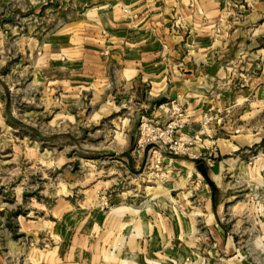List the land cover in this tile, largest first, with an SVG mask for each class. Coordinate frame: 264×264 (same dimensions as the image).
Instances as JSON below:
<instances>
[{
    "label": "crops",
    "instance_id": "1",
    "mask_svg": "<svg viewBox=\"0 0 264 264\" xmlns=\"http://www.w3.org/2000/svg\"><path fill=\"white\" fill-rule=\"evenodd\" d=\"M61 2L67 5L65 23L44 34L40 47L49 92L60 96L61 123L68 106L79 107L82 100L93 109L95 126L124 111L142 112L160 124L180 107L187 116L177 137L191 141L197 157L213 154L212 164L200 163L211 184L195 160L174 159L170 180L148 190L140 206L119 202L106 215L100 210L96 218L78 221L62 200L56 221L30 223L36 239H45L41 228L49 230L48 249L9 238L8 254L22 256L26 264H139L158 249L183 257L206 235L221 251L237 252L233 237L239 230H226L222 220L235 199L228 178L253 179L241 150L264 142V0H56L55 5ZM209 109L230 111L232 120L201 129L199 115ZM116 118L108 144L123 161L122 173L131 175L142 166L145 150L133 147V116ZM192 202L196 206L186 213ZM262 203L251 216L245 200L236 202L231 215L258 219L254 227L264 234ZM18 222V232H24L27 226ZM237 257L230 263L246 264Z\"/></svg>",
    "mask_w": 264,
    "mask_h": 264
},
{
    "label": "rangeland",
    "instance_id": "2",
    "mask_svg": "<svg viewBox=\"0 0 264 264\" xmlns=\"http://www.w3.org/2000/svg\"><path fill=\"white\" fill-rule=\"evenodd\" d=\"M55 3L56 0H0V264H26L22 256L8 254L5 240L9 238L19 239L28 247L48 249L49 230L41 228L39 233L45 239H36L38 235L30 223L56 221V206L62 200L73 207L76 220L96 218L98 211L108 213L119 202L140 206L149 198L148 190L170 180L174 159L188 157L199 164L204 161L212 164L215 160L213 154L206 157L192 154V142L179 140L177 133L169 140L163 139L166 144L160 140L138 142L141 124L147 118L142 112L136 116L124 111L102 119L95 126L93 109L87 105L88 101L82 100L79 107L68 106L69 116L62 124L57 114L60 96L49 92V77L41 70L43 35L65 23L63 7L67 5ZM29 37H33V47L27 49ZM181 112L186 119V110ZM229 114L227 110L203 111L199 115L201 129L220 128L224 120H232ZM116 116L122 119L133 116V147L145 150L142 166L131 175L122 173L123 161L108 144L116 130L111 123L112 118L118 119ZM241 151L253 179L245 183L236 176L228 178L236 190L235 199L226 205V217L222 220L226 230L238 228L233 243L239 250L221 251L206 235L200 238L201 245L194 246L183 257L179 253L165 256L163 249H158L153 256L143 257L139 264H231L230 257L234 255L238 256V262L264 264V234L254 227L258 219L231 215L232 204L236 202L245 200L247 211L245 208L244 211L251 216L264 202V142L257 148ZM195 206L192 202L184 210L192 213ZM18 220L27 226L24 232H18Z\"/></svg>",
    "mask_w": 264,
    "mask_h": 264
},
{
    "label": "built area",
    "instance_id": "3",
    "mask_svg": "<svg viewBox=\"0 0 264 264\" xmlns=\"http://www.w3.org/2000/svg\"><path fill=\"white\" fill-rule=\"evenodd\" d=\"M184 119L185 118L180 107H175L171 118H169L168 121H166V123L162 124L161 126H154L152 122L144 117L143 123L141 124L142 127L138 142L140 141L144 144H147L154 140H160L162 143L166 144L164 140H169V138H172V136L184 126Z\"/></svg>",
    "mask_w": 264,
    "mask_h": 264
},
{
    "label": "water",
    "instance_id": "4",
    "mask_svg": "<svg viewBox=\"0 0 264 264\" xmlns=\"http://www.w3.org/2000/svg\"><path fill=\"white\" fill-rule=\"evenodd\" d=\"M196 169L199 171L201 176L206 179V181L211 184L209 177L207 176L205 165L204 164H199L197 165Z\"/></svg>",
    "mask_w": 264,
    "mask_h": 264
}]
</instances>
